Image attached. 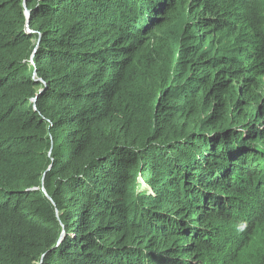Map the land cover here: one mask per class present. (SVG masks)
<instances>
[{"label":"trees","instance_id":"1","mask_svg":"<svg viewBox=\"0 0 264 264\" xmlns=\"http://www.w3.org/2000/svg\"><path fill=\"white\" fill-rule=\"evenodd\" d=\"M261 221L264 0H0V264H264Z\"/></svg>","mask_w":264,"mask_h":264},{"label":"rangeland","instance_id":"2","mask_svg":"<svg viewBox=\"0 0 264 264\" xmlns=\"http://www.w3.org/2000/svg\"><path fill=\"white\" fill-rule=\"evenodd\" d=\"M149 46H151V45H149ZM147 190L149 193H151V189L149 187H147ZM258 229H259V231H258L255 239H256V244L260 245L264 241V221H261Z\"/></svg>","mask_w":264,"mask_h":264},{"label":"clouds","instance_id":"3","mask_svg":"<svg viewBox=\"0 0 264 264\" xmlns=\"http://www.w3.org/2000/svg\"><path fill=\"white\" fill-rule=\"evenodd\" d=\"M29 32H30V30H28ZM29 65H33L34 63H33V59H32V56L29 58ZM35 75V73H33V76ZM36 80H38V79H36ZM141 179V177L139 178V181L141 182V183H143L142 182V180H140Z\"/></svg>","mask_w":264,"mask_h":264},{"label":"water","instance_id":"4","mask_svg":"<svg viewBox=\"0 0 264 264\" xmlns=\"http://www.w3.org/2000/svg\"><path fill=\"white\" fill-rule=\"evenodd\" d=\"M26 15H27V18H28V11H26ZM29 30V29H28ZM36 81H38V80H36Z\"/></svg>","mask_w":264,"mask_h":264}]
</instances>
